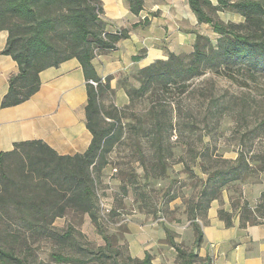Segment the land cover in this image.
Listing matches in <instances>:
<instances>
[{
  "label": "rangeland",
  "instance_id": "374dc122",
  "mask_svg": "<svg viewBox=\"0 0 264 264\" xmlns=\"http://www.w3.org/2000/svg\"><path fill=\"white\" fill-rule=\"evenodd\" d=\"M145 5L152 16L179 20L183 15L188 24L182 26L191 36L205 34L214 46L218 43L219 34L210 23L198 22L189 1L145 0ZM207 9L224 22L244 21L218 0ZM196 38L176 49L187 62ZM259 59L255 69L236 60L190 77L170 74L168 68L122 77L128 104L103 102L104 112L115 117L102 114L96 125L101 131L110 129L91 167L98 223L87 212L68 208L37 231L18 229L14 223L12 233L0 234V243L16 248L30 264H141L130 258L143 259L148 251L153 264H211L200 255L191 216L204 217L212 192L217 194L212 206L219 212L264 222V58ZM240 151L244 161L236 167L238 178L223 183V177L212 175L237 166ZM9 162L16 175L18 158ZM170 235L186 255L178 252ZM107 239L113 249L108 256H91L89 251L105 246ZM55 253L79 260L60 261Z\"/></svg>",
  "mask_w": 264,
  "mask_h": 264
},
{
  "label": "trees",
  "instance_id": "16d2710c",
  "mask_svg": "<svg viewBox=\"0 0 264 264\" xmlns=\"http://www.w3.org/2000/svg\"><path fill=\"white\" fill-rule=\"evenodd\" d=\"M132 13L139 15L145 6V0H127ZM197 15L199 23H210L219 34L214 46L211 38L198 33L194 43L192 58L187 62L183 53L169 51L166 58L157 59L141 68L142 73L154 74L168 68L170 74H200L208 67H217L236 60L250 63L251 69L259 66V57L264 58V0H218L220 7H231L239 12L244 21L224 22L215 19L208 6L212 0H188ZM104 7L101 0H0V30L9 32L3 53L10 54L18 62L19 71L9 80V90L2 100L1 107L19 104L29 99L40 88V71L50 66H58L62 61L76 57L80 60L88 86L86 106L88 127L93 139L88 149L74 155H59L55 149L43 140L33 139L15 142L10 151L0 152V234L12 233L14 223L37 231L44 224L52 225L58 216L68 208L87 212L98 223V198L92 165L103 152V140L110 129L96 128L102 114L115 117L112 112H104L103 96L114 92L109 79L101 78L93 64V59L104 50L114 48L122 38L130 36L128 28L115 31L108 29V22L103 18ZM144 20L134 23L138 26L148 23ZM140 56H136L139 59ZM187 77V78H188ZM92 81L97 82L95 85ZM116 105V104H115ZM18 158L16 175L10 172L9 159ZM240 151L236 159L237 166L231 170H219L212 174L223 177V183L240 176L237 172L239 162L244 161ZM231 174L230 177L226 175ZM18 175V176H17ZM48 178L61 187H56ZM217 197L212 192L205 206ZM220 217L232 224V214L223 209ZM12 217V222L8 217ZM191 216L198 232L196 243L201 244L203 232L197 220ZM241 218L242 225L256 224ZM15 224V225H16ZM15 230V233H18ZM170 242L181 255L187 251L177 244L171 235ZM112 242L107 239L105 246L90 250L91 256L102 260L108 256ZM195 252L188 253L194 256ZM60 261L79 260L75 256L55 253ZM141 264H153L150 252L143 259L130 258ZM0 264H30L16 248L0 243ZM115 264H131L126 260H117Z\"/></svg>",
  "mask_w": 264,
  "mask_h": 264
},
{
  "label": "crops",
  "instance_id": "0c3cea01",
  "mask_svg": "<svg viewBox=\"0 0 264 264\" xmlns=\"http://www.w3.org/2000/svg\"><path fill=\"white\" fill-rule=\"evenodd\" d=\"M101 1L108 29L130 30L129 37L120 39L116 47L104 50L93 59L98 75L103 79L110 77L114 91L110 97L105 95L103 102L110 100L122 107L129 102L122 77L166 58L168 50L181 53L176 49L188 44L190 38L195 39L196 34L191 36L183 28V23L188 24L183 15L179 20L152 16L146 5L136 15L127 0ZM146 16L150 19L148 23L133 26ZM8 35V30H0V152L12 150L15 142L33 139L43 140L59 155L85 152L93 133L88 127V86L80 60L72 57L58 66L43 69L38 91L24 102L1 107L9 90L10 77L19 71L12 55L3 53ZM138 55L140 58L136 59ZM197 220L203 232L198 247L200 255L210 259L211 264H264V222L242 225L239 215L228 225L212 203L204 217Z\"/></svg>",
  "mask_w": 264,
  "mask_h": 264
},
{
  "label": "built area",
  "instance_id": "2783aa9c",
  "mask_svg": "<svg viewBox=\"0 0 264 264\" xmlns=\"http://www.w3.org/2000/svg\"><path fill=\"white\" fill-rule=\"evenodd\" d=\"M95 85H97V82H95V81H92Z\"/></svg>",
  "mask_w": 264,
  "mask_h": 264
}]
</instances>
